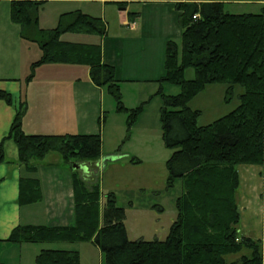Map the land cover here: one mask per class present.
Returning a JSON list of instances; mask_svg holds the SVG:
<instances>
[{"label":"trees","instance_id":"16d2710c","mask_svg":"<svg viewBox=\"0 0 264 264\" xmlns=\"http://www.w3.org/2000/svg\"><path fill=\"white\" fill-rule=\"evenodd\" d=\"M11 18L20 25L22 38L40 47L42 54L31 63L26 80L47 63L84 65L91 80L105 87L116 102V111L128 112V124L141 110L123 102L115 69L103 60L101 42L62 39L65 33H107V22L81 10L61 13L56 26L43 28L39 11L48 0H9ZM114 1L126 8L127 0ZM183 28L182 53L178 43L168 40L165 75L160 82L179 85L177 94L162 91L163 140L172 150L167 160L168 186L177 178L183 193L177 199V218L164 239L132 240L125 224V210L113 191L104 194L98 182L89 181L73 167L77 160L97 161L102 156L101 133L30 134L23 128L26 102L20 103L10 130L0 142V163L5 160V139L18 148L22 166L20 205L43 199L37 171L38 161L56 152L70 165L73 175L75 223L69 226L18 225L8 241L14 243H76L91 241L104 254L107 264H264L261 240L240 233L238 203L241 164L264 166V7L259 12L232 13L222 1H182L176 5ZM139 12L129 11L133 20ZM197 16V17H194ZM195 69L186 79L184 71ZM226 83L228 90L240 85L236 108L206 125H198L201 110L189 104L208 84ZM161 90V89H160ZM0 99L13 104L10 92L0 90ZM101 122V121H100ZM132 163H139L131 157ZM1 181V178H0ZM1 240V239H0ZM242 255L228 262L229 254ZM0 264H4L0 260ZM36 264H80L78 250L45 248Z\"/></svg>","mask_w":264,"mask_h":264},{"label":"crops","instance_id":"0c3cea01","mask_svg":"<svg viewBox=\"0 0 264 264\" xmlns=\"http://www.w3.org/2000/svg\"><path fill=\"white\" fill-rule=\"evenodd\" d=\"M69 1L71 0H49L47 2ZM72 1L90 3L89 6L83 8V11L103 18L107 22V33L102 38L89 35L83 36V40H67L101 42L103 60L114 67L116 78L120 80L122 86L128 85L127 83L134 84V81H154L163 77L165 74L164 67H161V58L163 61L164 56L163 48L166 50L168 40L179 39L183 33L177 3L210 0H127L126 8H117L116 2L107 0ZM233 1L253 7L260 6V10L264 7V0ZM132 3L140 5V12L133 20L128 11ZM61 7L57 8L58 19L61 13L72 10H62ZM122 10H126L127 14H122ZM111 14L115 17L113 22L110 21ZM40 26L52 28L56 25L49 27L40 24ZM4 34L7 40H11V37L14 39L15 31H6ZM16 34L19 35L18 32ZM159 43H162L161 47ZM26 47L25 64L23 61V65L24 72L28 74L31 63L40 58L42 51L36 43L34 46ZM148 53L157 58L156 70L155 66L149 68L147 64L149 61H154L153 57L146 58ZM85 67L86 77L81 75L76 64L47 63L38 66L35 76L29 81L26 80L27 75L24 79L10 81L0 78V90L10 92L13 96V104L0 99V142L9 132L16 111L23 101L27 106L23 116V128L27 133H101V126L105 128L110 108L114 110V104L111 100L106 102L105 93L108 91L105 92V87H99L91 80L89 68ZM4 149L5 160L0 163V260L4 264H36V256L41 249L60 248L78 250L80 264H107L101 249L91 241L76 243H14L8 241L12 230L18 225H73L75 212L72 170L59 155L49 153L43 160L38 161L37 175L41 180L43 199L36 203L20 205L18 197L22 166L18 162V148L12 139H5ZM113 156L116 158L114 161L122 158L119 152L106 154L102 151L101 161H108ZM253 167L255 165H249L246 168L245 178L239 167L240 224L245 229L249 228L250 232L255 229L261 230L263 235L264 166H258L260 169ZM257 176L263 179V183L262 181L258 183ZM103 203L104 199H102ZM16 257H19L18 263L12 262Z\"/></svg>","mask_w":264,"mask_h":264},{"label":"rangeland","instance_id":"374dc122","mask_svg":"<svg viewBox=\"0 0 264 264\" xmlns=\"http://www.w3.org/2000/svg\"><path fill=\"white\" fill-rule=\"evenodd\" d=\"M225 1H229L224 2L226 4L225 9L232 13L260 11V6L238 4L233 0ZM46 2L39 11V24L49 27L57 24V8L60 6H62V10H78L79 8L83 11V8L90 4L87 2L75 3L72 0L61 3ZM68 4L71 5L68 6ZM119 7L117 4V8ZM129 7L128 11L140 12L138 3H132ZM121 12L127 14L126 10ZM110 17V21L113 22L115 17L113 14ZM6 31H15L14 39L11 37V40H7L4 34ZM0 36V78L7 79V81L24 79L25 75L30 72L28 74L24 72L23 61L25 64L26 46H34L35 43L21 37L20 25L11 18V3L8 0H0ZM83 36L89 35L65 33L62 35V39L83 40ZM175 41L178 43L181 57V38L175 39ZM162 43H159V47L162 46ZM163 55V61L161 58L162 68L166 57L165 48H163ZM151 57H153L152 54H146V58L150 59ZM153 58L154 61H149L147 64H149V68L155 66L156 70L157 58L156 56ZM76 66L81 75L86 77V67L84 65ZM184 76L186 79L194 78L195 69L193 67L186 68ZM127 84L121 86L123 102L128 108L141 107L140 112L129 126L128 112L116 111V102L106 92L105 88L106 102L111 100L114 104V110L110 108L106 126L105 128L101 126L100 131L102 151L106 154L119 152L122 158L117 161L108 160L105 162L101 161V157L97 161L79 159L76 163L86 165L87 171L78 169V173L89 181V185L96 182L100 184L102 199L105 200L103 196L109 191L115 193L117 203L125 210V224L130 239H164L177 218V199L183 193L184 186L181 178H177L172 186H168L167 160L172 150L166 147L163 140L161 122L163 96L160 91L165 94H177L181 88L176 84L160 82L159 79L144 82L134 81L135 85L133 83ZM242 91L243 88L240 85H235L229 91L226 83L208 84L189 104L193 109L201 110L198 125L211 123L236 108L240 103L239 95ZM52 153L59 155L56 152ZM59 157L61 158L60 155ZM131 157L137 158L140 162L132 163ZM69 164L71 165V162ZM249 165L241 164L239 166L243 178L246 177L245 170ZM258 166L262 165H255L253 168L260 169ZM257 179L258 183L261 181L263 183V179H259L258 176ZM238 227L242 235L245 234L261 240L260 251L264 260V234H261V230L255 229L250 232V229H245L242 224H239ZM242 255H251V250L244 248L238 253L229 254L226 258L228 262H231ZM18 261L19 257H16L12 262L18 263Z\"/></svg>","mask_w":264,"mask_h":264},{"label":"water","instance_id":"95a60500","mask_svg":"<svg viewBox=\"0 0 264 264\" xmlns=\"http://www.w3.org/2000/svg\"><path fill=\"white\" fill-rule=\"evenodd\" d=\"M116 158L113 156V157H110V160H115ZM73 167L75 169H82L84 172L87 171V167L86 165H82V164H78V163H73Z\"/></svg>","mask_w":264,"mask_h":264},{"label":"built area","instance_id":"2783aa9c","mask_svg":"<svg viewBox=\"0 0 264 264\" xmlns=\"http://www.w3.org/2000/svg\"><path fill=\"white\" fill-rule=\"evenodd\" d=\"M194 17H197V16H194Z\"/></svg>","mask_w":264,"mask_h":264}]
</instances>
